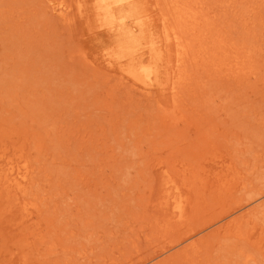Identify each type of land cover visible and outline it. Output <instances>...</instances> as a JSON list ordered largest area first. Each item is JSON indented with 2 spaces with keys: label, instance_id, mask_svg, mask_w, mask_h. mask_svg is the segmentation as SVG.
Listing matches in <instances>:
<instances>
[{
  "label": "rangeland",
  "instance_id": "rangeland-1",
  "mask_svg": "<svg viewBox=\"0 0 264 264\" xmlns=\"http://www.w3.org/2000/svg\"><path fill=\"white\" fill-rule=\"evenodd\" d=\"M50 1L0 0V264H264V2L145 0L160 81L163 17L188 44L173 112L104 61L92 0Z\"/></svg>",
  "mask_w": 264,
  "mask_h": 264
},
{
  "label": "bare ground",
  "instance_id": "bare-ground-1",
  "mask_svg": "<svg viewBox=\"0 0 264 264\" xmlns=\"http://www.w3.org/2000/svg\"><path fill=\"white\" fill-rule=\"evenodd\" d=\"M261 1L264 2V0ZM50 2V9L55 16L67 19L71 11V4L62 0ZM144 3L145 0H92V7L99 21L98 26L105 28L114 35L112 43L104 48L102 56L108 65L116 63L118 70L123 73L124 77L131 79L132 83L137 85L143 94H148L157 87L162 90L168 89L173 101L171 110L174 112L173 108L177 102L174 89H176V83L183 78L182 75L178 76V74L188 52V44L185 43L179 28L168 26L167 18L163 17L164 40L168 46H172L173 58L170 59L168 80L160 81V48L156 46L154 39L145 35V15L142 9ZM177 7L179 6H176V12L183 23L189 17L195 19L190 13ZM75 9L79 14L82 13L84 5L81 0L75 2ZM222 53L223 56H226L225 59H228L227 64L233 62L234 68L243 69L239 53L236 50L225 48ZM231 53L233 55H229ZM175 78L177 79L174 80ZM172 111L166 113L173 114ZM10 169L12 170L10 175H14V186L24 189L28 182V171L25 166H11ZM166 183H171L168 186L170 190L168 199L173 217L180 219L183 215L182 194L172 179H168Z\"/></svg>",
  "mask_w": 264,
  "mask_h": 264
}]
</instances>
